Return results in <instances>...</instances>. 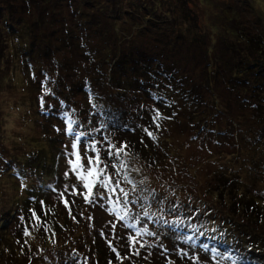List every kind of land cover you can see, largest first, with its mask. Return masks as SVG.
<instances>
[{"label":"trees","instance_id":"trees-1","mask_svg":"<svg viewBox=\"0 0 264 264\" xmlns=\"http://www.w3.org/2000/svg\"><path fill=\"white\" fill-rule=\"evenodd\" d=\"M81 1L25 0L22 8L15 13H11V10L6 14L0 9V74L3 73L4 78L10 77L11 80L16 78L15 72L23 69V92L29 87L37 90L40 95L34 103L36 107L44 109L42 113L35 109L34 118L37 123L45 126L47 121L56 120L65 124L59 132L57 128L56 131L52 128L51 123L50 126H45L48 135L54 136L51 139H48V135H42L44 139L35 137L32 140L35 145L24 139L19 144L23 159H20L18 169L14 168L18 173L12 174V169H8V179L14 180L16 177L21 183L16 185L19 186V191L21 186H25L30 198L22 196L6 203L8 209L0 207V264H84L85 259L78 251L87 249L95 264L96 260L99 264H169V261L172 264H185L183 260L190 264V259L192 264H208V261L209 264H264V237H260V233L264 232V195L251 193L241 179L232 178L225 171L213 172L212 177L218 186L209 189L211 195L217 196L215 200L221 201V207L216 206L218 202L212 203L213 206L202 203L204 211L203 208H197V205L185 204L180 207L179 200H169L171 209L176 208L177 214L184 216L179 228L177 225L157 223L156 219L161 218L159 211L166 210L160 195L146 200V207L149 205L152 208L148 216L136 210L134 212V204L128 208V216L121 220L116 213L110 211L113 205L107 197L111 194L103 192L109 222L114 225L103 226L105 240L102 235L98 239L87 240L84 235L77 236L76 231L78 224L83 222L82 208L91 205L90 210L93 211L99 203L97 199L89 203L82 195L75 200L65 194L70 202L71 213L60 198L58 202L62 207L46 200L45 195L56 190L50 188L48 191L42 184L59 174L58 156L64 150L61 144L63 135L70 136L67 130L68 117L75 122V133L85 134V145H81L85 147L79 151L84 164H87L86 157L95 156L91 148L95 144L100 149L101 158L112 171L109 174H115L116 169L111 167L114 159L108 157L107 150L110 145L128 146L125 150L127 155L122 154L119 158L126 162L127 168L114 176L116 180L123 178L125 174L129 177L134 175L130 169L132 159L146 162L148 168L160 172L162 160L173 153V146L178 145L173 142L175 131L170 130L169 121L179 122L180 125L187 123L183 119L186 112L192 119L204 122L209 118L206 114L199 116V112L191 113L196 105L201 106L200 103L211 108L213 116L210 117H214V120L201 124L197 134H200L201 129L216 130V136L221 140L234 139V134L237 133L240 134L237 141H243L245 135L242 134L245 132L241 124L245 121L246 113V117L251 118V125L247 130L252 135L249 136L250 147L264 154V29L243 35L235 26L226 28L225 35H233L237 41L231 43L227 41L228 38L221 40L222 48L219 46L220 49L215 52L216 57L200 72L198 66L202 65L201 61L197 62V67H189L190 70L187 69V58L179 62V66L174 63L172 53L179 48L178 45L177 48L168 43L166 46L163 41L158 43L156 35L150 40H144L145 25L134 24L128 32L126 29L120 30L119 26H124L120 23L121 18L119 19L122 13L114 11L118 0H89L93 6L86 5L87 7H83ZM8 4L12 6V0H8ZM102 4H111L113 8L108 14L102 13L97 9ZM35 8L39 10L36 11ZM100 15L106 18L102 19L105 23L99 21L98 25L111 29V39L106 38L105 43L100 45L89 44L98 31L94 26L95 16ZM72 16L75 21H71ZM147 20L152 21V18L147 17ZM155 23L159 22H153V27L147 28V32L153 30L157 33L159 30L160 33L171 34V37L175 35L176 28L166 30L163 26L158 28ZM185 25L176 30L177 39L181 38L180 31L184 30ZM139 28L141 29L138 30ZM187 30L191 37L190 45L200 46L202 33L189 27ZM136 41H140L141 45L136 44ZM209 42L213 44V40ZM212 44L208 55L211 51L214 52ZM16 66L18 68L15 69ZM200 74L202 77L204 74L202 81L187 83L191 77L195 79ZM16 83L11 82L12 87L18 89ZM2 84L0 82L1 87ZM173 91L175 93H171ZM222 91L226 93L222 94ZM87 92L90 94L91 104L84 98ZM142 97L159 106L143 105ZM38 98L41 99L37 100ZM96 100L99 104L95 108L93 103ZM48 104L51 105L49 109L46 108ZM234 107L237 113L242 114L233 117L235 114L231 110ZM146 108L153 110L154 113L151 114L154 115L159 111L161 118L153 122L154 115L147 118ZM75 117H83L84 121L76 122ZM219 117L222 118L223 125L219 123ZM76 126L79 128L76 129ZM145 128L154 133L155 139L147 136ZM221 136L226 137L220 138ZM237 141L235 140L236 146L240 144ZM238 148L239 153H248L246 147L244 149L239 145ZM19 154L18 151L17 155ZM231 156L237 157V152L234 151ZM260 167L264 168V164H260ZM36 180L38 185L34 183ZM98 188L99 186L94 192ZM112 199L117 197L113 196ZM3 204L0 202V206ZM30 207H37L34 211L44 222L39 228L35 227L37 221L32 219ZM194 211L198 216H203V219L207 218V223L213 225L216 233L226 232V238L218 243L213 238L216 235L214 231L204 235L200 221L188 222V217ZM163 218L171 221L169 215ZM132 224L135 228L129 227ZM143 225L149 232L156 230L153 231L156 235H142L140 239L146 242L145 246L141 248L137 244L132 248L128 238L142 229ZM25 228L31 231L30 237L24 236ZM118 228L126 239L123 246H119L115 239ZM160 232L162 234L158 236ZM99 233V230H94L90 237L98 236ZM178 234L192 237L191 240L184 239L180 245L188 247L195 257L189 253L185 255V251L177 252V249V253H174L172 247L166 245V240L171 243L177 240L178 246ZM230 238L240 239L247 251L233 248L238 253L236 254L232 250ZM109 242L124 259L117 258ZM75 245L78 250H74ZM136 249H139V255L134 254ZM171 252L173 253L170 254ZM199 256L208 261L202 262L203 258L198 259ZM87 264H90L89 260Z\"/></svg>","mask_w":264,"mask_h":264},{"label":"rangeland","instance_id":"rangeland-1","mask_svg":"<svg viewBox=\"0 0 264 264\" xmlns=\"http://www.w3.org/2000/svg\"><path fill=\"white\" fill-rule=\"evenodd\" d=\"M102 2L105 1L102 0ZM12 3L13 5L11 6L8 4V0H0L1 11L8 14V12L10 13L12 10L11 13H15L22 8V4L25 3V0H12ZM77 4L79 3L77 2ZM81 4L83 7H87L86 5L93 6L90 4L89 0H82ZM77 6L79 7V5ZM112 8L113 6L111 4H102L97 9L102 11V13L108 14ZM115 8L116 9L114 11L122 13L119 19L121 18L120 23L121 25L123 23L124 26H119L120 30L126 29V32H128L134 24L139 26L145 25L146 35L144 40H150L153 35H156V42L158 43L163 41L166 46L167 43L172 47L176 46L178 48L179 46V48L172 53L174 63L179 66V62L187 58V69H189V67L191 69L192 66L197 67V62L201 61L202 65L198 66L200 68V72H202L203 68L207 66V63L210 60H213L216 57L215 52L220 49L219 46H222L220 44L221 40L228 38L227 41L231 43L232 41H237L235 36L225 35L224 31L227 32L226 28L231 29V25L235 26L238 32L243 35L254 34L257 33L258 29H264V0H118L115 4ZM35 10L38 11L39 9L35 8ZM19 17L20 15L16 18ZM147 17L152 18V21H148ZM79 18L80 17H78V19ZM95 18L96 25L94 26L98 29V31L95 32L93 41H89L88 43L100 45L105 43L106 38L111 39L109 36L112 33L111 29L98 25L99 21L104 22L102 19L106 18V16L100 15L95 16ZM71 21H75L74 16L71 17ZM157 21L159 23H155L154 25L158 28L163 26L166 30H171L170 27L176 28L177 30L184 24L187 26L185 25L186 27H184V30L180 31L181 38L179 39L175 37L177 34L176 30L173 37H171V34L169 35V33H160L159 30L157 33L153 30H149L147 32V28L153 27V22ZM188 27L193 31H199L202 33L200 46L194 44L190 45L191 37L187 30ZM140 29L141 28L138 30ZM80 32L78 34H80ZM233 33L235 32L233 31ZM262 33L264 35V31H262ZM137 38L138 37H135V39ZM209 40H213V44L212 42H209ZM136 44L141 45L140 41H136ZM211 44L214 52L211 51L210 55H208ZM16 68L18 67L16 66L15 69ZM15 75L16 78L13 79V77V80H10V77L4 78L5 75H3V73L0 74V82L3 83L2 87L0 85V202L4 203L0 207L5 209H8V205L6 203H9L14 199H20L22 196L25 197L27 195L24 189L25 186H21L19 191V186L16 185H21V183L16 177H14V180L8 179V169H12V174L18 173L14 168L18 169L20 159H23V156L21 155L22 149L19 147V144H21L24 140L25 142L27 140L30 144H34L32 140H35V137L37 139H44L42 135H46L47 137L48 129L45 126H50L49 123H51L54 130L57 128L58 132L63 130L61 126H65L63 121L57 122L56 120H44L47 121L45 126H41L37 123L34 118V115L36 114L35 109L38 110L39 113H42V110H44L40 109L38 106L36 107V103H34L36 97H39L40 94L37 90H34L33 87H29L28 90L23 92V69H20L17 73L15 72ZM196 76L197 77L195 79L191 77L187 83L202 81L204 74L203 77L202 74ZM11 82H17L16 87L19 88H13ZM171 93L175 92L173 91ZM221 93L224 94L226 92L222 91ZM85 96L86 97L84 98L86 99V102L91 104L89 100L91 99L90 94L87 92ZM40 99L41 98H38L37 100ZM93 102L94 101H92V103ZM93 104L96 108L99 101L96 100ZM142 104L151 105L152 107L157 105L156 102L148 100L144 97H142ZM200 105L201 106L196 105L191 113L199 112V116L206 114V117L209 118L204 121L205 123L207 121L209 122L210 120H214V117H210L213 116L211 115V108L209 109L205 103H200ZM183 107L186 106L183 104ZM203 107H206V109ZM46 108H51V105L48 104ZM231 112L235 114L233 117L242 114V112L237 113L235 107L231 110ZM151 113H154V111L148 110L146 117L150 118L151 115H154ZM186 114V112L185 115L183 114V119L186 120L187 123L183 125H180L179 122L169 121L171 123L168 124L170 126V130L175 131L173 142L176 145L178 143V145L175 147L173 146V148H171L173 153L167 155L162 160L163 167L160 172H154L152 169L148 168L146 162L132 159L131 163L133 165L130 166V169L133 171L134 175L131 177L127 175V180L124 179V176H122L123 178L119 177V181H121L122 184L121 187L129 192V200L135 201V203L130 202L127 205V209L136 204L133 207L134 212L135 210L139 213H144L145 211L151 212L152 208L149 205L146 207V200L154 199L155 196L160 195L164 201L163 206L166 210L164 212L159 211V216L161 218L156 219L157 223L162 225L167 224L170 226L177 225L176 227L178 228L182 225L181 222L183 221L184 216L178 215L176 208L171 209L170 206L172 205L169 200H179L180 203L178 206L180 207H183L185 204L197 205V208H203L204 211L205 208L202 206V203L212 205V203L218 202L216 206L218 205L221 207V201H216L215 199H217V196L214 197L209 192V189L212 190L218 186L217 182L214 181L215 178L212 177L215 170L225 171L230 177H237L239 180L241 179L243 183L248 186L251 193L255 195H264V168L260 167V164H264V154L262 155L261 153H258L259 150H252L250 147L251 141L249 136L252 135L247 130L250 128L251 124L249 122L251 118L246 117L247 114L245 113V121L241 124L244 129L243 132H245V134H242L245 135V138L242 137L244 138L243 141H237L239 140L237 137H240V134H234V139L239 142V145H241L244 149L246 147L245 150L248 152L239 153L240 148H238L239 145L236 146L237 143L235 140L224 138L226 136L220 137L224 139H218L215 133L216 130L204 131L201 129L200 134H197V130L201 128V124L204 122H201L200 119H192L191 116ZM74 119L76 122L84 121L83 117H75ZM218 119H221L219 123L223 125L222 118L219 117ZM78 128L79 127L76 126V129ZM233 130H235L234 127ZM236 131L237 130H235V132ZM53 137V135H48V139ZM63 137L64 139H62L61 144L63 145L64 150L61 155L59 154L58 156L59 174L56 178L46 180L42 184L48 191L50 188L56 190V192L52 191V193L45 195V198L46 200H51L52 202L58 204V198H60L59 193L64 192L68 195L67 197L72 196L75 200H78L79 195H69V193L72 191L73 186L77 187L79 190H83L81 182L77 179L75 173L70 170L69 160L74 159L71 155L74 151L72 147L73 144L77 143V150L81 151L83 150V147H85L81 146L85 145V139L82 136L81 140L77 142L74 135L71 133L69 137L65 134ZM82 139L83 142H81ZM18 151L20 152L19 155H17ZM85 151L86 150L84 148V152ZM234 151L237 152V157L231 156V153L233 154ZM101 159L103 160V158ZM110 170L111 169H108L109 173L112 172ZM65 173L68 174L65 175ZM129 181H131V183H129ZM34 183L35 185H38V180ZM66 189L67 191H65ZM79 190L78 192H82ZM96 191L101 193L105 192L102 188H98ZM27 197L28 199L30 198L28 195ZM97 200L99 203L96 204L97 206L93 211L90 210L91 205L84 206L82 208L84 212L83 222L78 224V228L76 229L78 232L77 236L80 237V234L84 235L87 240H90L91 238L95 240V238L98 239L101 235L103 236V226L109 225L110 227H114V225L109 222V216L106 211V199L97 197ZM84 203L86 204V202ZM36 208L37 207H30L31 212H33ZM216 210L219 211L217 207ZM166 215L170 216L172 222L163 218ZM165 220L167 223H164ZM189 221H200L199 225H202V230L205 231L204 235L206 233H213L212 231H214V234L216 235L213 238H215V241L218 243L223 241V238H226V232L216 233L213 225L211 223H207V218L203 219V216H198L196 211L188 217V222ZM94 230H99V235L90 237ZM151 231L156 232V230L153 229ZM161 234L162 232H160L158 236H161ZM178 235L179 241L177 243L179 248H177L178 246L176 245L177 240L175 243H171L169 240H166V245L172 247L174 253H181L182 251H185V253H189L192 257H195L188 247L180 245L186 236L180 234ZM122 236L123 233L118 228L117 237H115V239H117L119 246H123L124 241H126V239ZM260 237H264V232L260 233ZM103 239L105 240L104 236ZM172 239H174V237ZM229 240L232 244V250L235 253V248L238 249V251H247V247H243V243L240 239L230 238ZM176 249L177 252H175ZM74 250H78L76 245ZM78 253L81 254L84 259L89 260L90 264H95V262L93 263L89 249L80 250ZM171 257H173V255H171ZM200 258H203V256L198 257V259ZM165 259L167 258H163V260ZM201 261L207 262L208 260L203 258ZM182 262L189 264L187 260H183ZM207 263L209 264L210 261ZM96 264H99L97 260ZM190 264H192L191 259Z\"/></svg>","mask_w":264,"mask_h":264},{"label":"snow or ice","instance_id":"snow-or-ice-1","mask_svg":"<svg viewBox=\"0 0 264 264\" xmlns=\"http://www.w3.org/2000/svg\"><path fill=\"white\" fill-rule=\"evenodd\" d=\"M161 118V114L159 111H156L154 117H153V122L158 121ZM73 123H75L70 117H68V123H67V130L69 133L74 135V138L77 142L81 140V137L84 136V133H75V130L73 129ZM159 127V124L156 125ZM145 133L147 134L148 137L155 139L154 133L149 130L148 128L144 129ZM77 143L73 144V153L71 154L74 159L69 160V165H70V170L75 173L77 179L81 182L83 189L85 190L84 192H78L73 186L72 191L69 193V195H82L84 200L86 202H93L94 200L97 199V197L103 199L105 198V193H110L107 197L108 201L113 205L112 208L110 209L111 212L116 213V215L119 217V219L124 220L126 216H128V209L127 205L131 203H135V201H130L129 200V192L122 188L120 186V181L114 179V175H119L120 172L125 170L127 168V164L125 161L120 160V156L127 155L126 149L127 145H121L120 147H117L116 145H110L108 148V157L113 158L114 162L112 163L111 167L116 169L115 174H109L108 168L109 165L106 164L100 156V149L93 144L91 146L92 151L95 152V156L92 157H86L87 159V164H84L82 162V157L80 152L77 150ZM68 173H65L67 175ZM124 179L127 180L128 177L125 174ZM131 183V181H129ZM102 188L105 190V193H101L99 191H95L94 189L97 188ZM67 191V189L65 190ZM116 196L117 199L113 200L112 197ZM59 197L62 201V203L65 205L66 208L69 209V212L71 213V209L69 207L70 202L69 200L65 197V193L61 192L59 193ZM43 204V202H41ZM123 205V206H121ZM123 213V214H121ZM47 214V213H45ZM145 216H148V212H144ZM32 219L37 221V224L35 225L36 228H39L44 224V222L41 220V218L36 214L35 211L32 212ZM75 219V217H73ZM90 219V218H89ZM164 223H167L165 220ZM129 227L135 228V225H129ZM147 234L149 236H155L156 234L153 232H149L146 228L139 229L135 232V235H130L129 236V244L132 248H135L137 244L140 245V247H144L146 242H142L140 237L142 235ZM24 236L25 237H30L31 236V231H29L28 228H25L24 231ZM184 239L186 240H191L192 237L187 236ZM19 243V241H17ZM25 244H27V240H25ZM109 246L111 247V250L116 253V256L118 259H124L120 256V253L117 252L115 247L111 246V242H109ZM163 247V245H161ZM207 248V245L204 246ZM167 251V249H165ZM215 252V250H213ZM135 255H139V249H136L134 252ZM186 255V253H184ZM216 255H219V253H215ZM84 264H87V260L85 259ZM111 264V262H110ZM169 264H172L171 261H169ZM235 264V262H234Z\"/></svg>","mask_w":264,"mask_h":264}]
</instances>
